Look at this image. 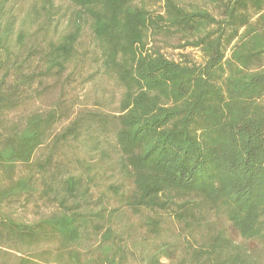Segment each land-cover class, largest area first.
Listing matches in <instances>:
<instances>
[{
	"label": "trees",
	"instance_id": "obj_1",
	"mask_svg": "<svg viewBox=\"0 0 264 264\" xmlns=\"http://www.w3.org/2000/svg\"><path fill=\"white\" fill-rule=\"evenodd\" d=\"M0 264H264V0H0Z\"/></svg>",
	"mask_w": 264,
	"mask_h": 264
},
{
	"label": "rangeland",
	"instance_id": "obj_2",
	"mask_svg": "<svg viewBox=\"0 0 264 264\" xmlns=\"http://www.w3.org/2000/svg\"><path fill=\"white\" fill-rule=\"evenodd\" d=\"M162 51L166 54V56L173 58V59H176V60L181 58L182 52H189L191 57L195 58L196 60H200V52L198 50L191 49V48H186V49L182 50L179 48H174L171 45H169V46L162 47ZM106 85L108 87V84H106ZM73 94H77L79 96L78 100H82V101L89 102V103L93 102V100H94V93H88L86 98L81 97L83 95L81 94V91L79 90V88L74 90ZM112 107H114V105H112L110 108H112Z\"/></svg>",
	"mask_w": 264,
	"mask_h": 264
}]
</instances>
